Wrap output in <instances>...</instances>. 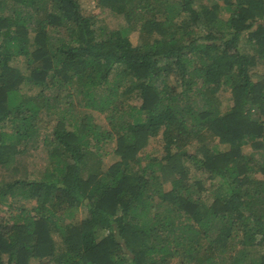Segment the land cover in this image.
I'll list each match as a JSON object with an SVG mask.
<instances>
[{
    "label": "trees",
    "instance_id": "trees-1",
    "mask_svg": "<svg viewBox=\"0 0 264 264\" xmlns=\"http://www.w3.org/2000/svg\"><path fill=\"white\" fill-rule=\"evenodd\" d=\"M96 4L0 0V264H264V0Z\"/></svg>",
    "mask_w": 264,
    "mask_h": 264
},
{
    "label": "rangeland",
    "instance_id": "rangeland-1",
    "mask_svg": "<svg viewBox=\"0 0 264 264\" xmlns=\"http://www.w3.org/2000/svg\"><path fill=\"white\" fill-rule=\"evenodd\" d=\"M213 1H220L221 0H195V3L198 4L200 2H205V3H210ZM80 5L82 7V9L90 14H96L98 16V21H101L105 24H107L110 27H119L121 25L124 24V20L120 15H115L112 14L111 12H109L107 9H102L101 7H99L96 4V0H80ZM226 15V13H225ZM129 38L131 40V42L133 44H136L139 40V31L138 30H133L130 31L129 33ZM245 48L247 50H251L250 47L245 44ZM12 63L16 66H18L20 69L24 70L26 68V63L24 61L23 57H18L15 58ZM25 71V70H24ZM264 72V62L261 61H257V63L254 65V70L252 71V75L256 74L255 76H253V78H257L259 76V74H262ZM23 90L25 92H34L35 89H33L32 87H29L27 85H24ZM220 98L223 99V103L230 106L231 105V91L228 87H224L223 89H220ZM127 100H129L130 103H137L139 102V97L137 96V94L134 92L133 94L130 95L129 99L127 98ZM58 104L60 105L61 102H58ZM76 111H79V113L81 112H88L90 114L93 115L94 120L97 123L100 124H106L105 119H104V114L98 112L97 110H92V109H84L83 106L81 105H77L76 106ZM39 129H40V135H39V141L36 145V147L32 148L30 150V156H29V170H31V176L34 177H38L41 172L43 171L44 167L46 166V164L48 163V156H47V147L45 144L42 143L41 137L43 134L47 133L50 131L51 127H52V115L50 117V113L49 114H43V118L42 120L39 122ZM210 137V135H209ZM213 142H217V137H213L211 138ZM218 147L220 148H225L226 145L224 144H218ZM106 148L108 151L111 150L112 148V144L106 145ZM147 149L149 151H152L153 153L159 155L162 153V142L159 138H155V139H151L149 145L147 146ZM189 150L190 151H194L195 150V144H191L189 146ZM116 158V156L110 151L109 153H106V155L104 156V160L105 163L108 164L110 162H112L114 159ZM258 176H260L259 174H257ZM1 176V175H0ZM4 177H6V175H4ZM209 191L205 192L203 194L204 199H206L209 196ZM32 202L23 198H17L15 200V204L16 205H27L29 206ZM85 215V210L84 209H80V211L76 213L77 218L79 219L82 216ZM257 250L260 249V247L258 246L256 248ZM174 261L171 262V264H177L174 263Z\"/></svg>",
    "mask_w": 264,
    "mask_h": 264
}]
</instances>
